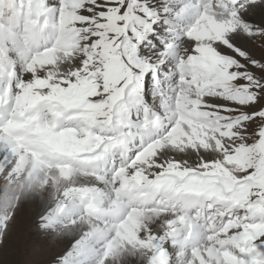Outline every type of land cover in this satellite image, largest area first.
Wrapping results in <instances>:
<instances>
[{
    "label": "snow or ice",
    "instance_id": "snow-or-ice-1",
    "mask_svg": "<svg viewBox=\"0 0 264 264\" xmlns=\"http://www.w3.org/2000/svg\"><path fill=\"white\" fill-rule=\"evenodd\" d=\"M0 181V248L264 264V0H0Z\"/></svg>",
    "mask_w": 264,
    "mask_h": 264
},
{
    "label": "rangeland",
    "instance_id": "rangeland-1",
    "mask_svg": "<svg viewBox=\"0 0 264 264\" xmlns=\"http://www.w3.org/2000/svg\"><path fill=\"white\" fill-rule=\"evenodd\" d=\"M26 210L22 203L12 231L3 248H0V264H51L53 254L64 248L62 240L40 237L33 230L34 218ZM25 248L27 252L24 251Z\"/></svg>",
    "mask_w": 264,
    "mask_h": 264
},
{
    "label": "bare ground",
    "instance_id": "bare-ground-1",
    "mask_svg": "<svg viewBox=\"0 0 264 264\" xmlns=\"http://www.w3.org/2000/svg\"><path fill=\"white\" fill-rule=\"evenodd\" d=\"M3 193V182L0 181V194ZM26 211L29 214L30 217L34 218V209H32L29 205L25 204ZM24 210V209H23ZM17 229V228H16ZM18 230V229H17ZM11 242V241H10Z\"/></svg>",
    "mask_w": 264,
    "mask_h": 264
}]
</instances>
